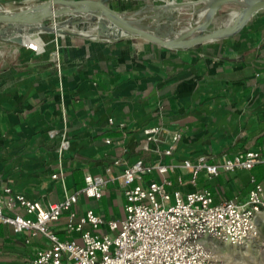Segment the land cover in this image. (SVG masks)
Masks as SVG:
<instances>
[{
	"label": "crops",
	"instance_id": "0c3cea01",
	"mask_svg": "<svg viewBox=\"0 0 264 264\" xmlns=\"http://www.w3.org/2000/svg\"><path fill=\"white\" fill-rule=\"evenodd\" d=\"M40 1L0 0V5L16 10ZM110 1L127 10L126 5L150 0ZM30 37L41 39L40 51L24 42L0 41V192L11 186L49 206L82 188L89 173L115 175L138 159L153 163L234 155L264 142V9L237 34L192 48H168L131 35L104 40L36 33L25 39ZM156 124L162 126L160 142L147 140L143 132ZM53 129L56 135L50 134ZM63 131L70 147L62 157ZM123 131L121 145L105 141ZM177 132L181 136L173 154H163ZM119 158L120 165L115 163ZM60 163L62 173L53 178ZM252 175L264 179V164L213 179L203 172L200 182L211 187L215 201L244 200ZM118 194L125 204L124 192L113 181L100 198L82 193L78 212L93 208L105 219L122 218ZM63 226V220L56 224L59 231ZM49 244L42 234L0 224V264H24L36 247Z\"/></svg>",
	"mask_w": 264,
	"mask_h": 264
},
{
	"label": "built area",
	"instance_id": "2783aa9c",
	"mask_svg": "<svg viewBox=\"0 0 264 264\" xmlns=\"http://www.w3.org/2000/svg\"><path fill=\"white\" fill-rule=\"evenodd\" d=\"M24 44L34 52L43 48L37 37L25 39ZM162 109L160 106L159 112ZM109 122L113 124L114 119ZM119 125L125 128V123ZM161 128L146 126V139L162 141ZM57 133L56 129L50 131L51 135ZM61 135L63 157L70 140L65 131ZM126 135L123 131L121 137H106L105 141L121 145ZM180 136L177 132L162 153L172 155ZM115 163L123 162L119 158ZM258 163L264 164V142L257 149L239 150L234 155L203 154L195 159L153 163L138 159L115 175L86 174L82 188L49 206L5 186L0 192V224H11L17 232L26 230L31 236L42 234L49 240L48 246L36 247L34 256L24 264H218L211 246L214 241L241 247L259 236V223L264 219V179L251 176L252 187L244 200L227 197L215 201L213 190L201 184L200 176L205 172L213 179L225 171L252 169ZM59 168L53 178L61 175L62 163ZM110 181L125 194L124 217L105 219L93 208L80 214V194L100 198ZM61 220L64 226L59 231L56 224Z\"/></svg>",
	"mask_w": 264,
	"mask_h": 264
},
{
	"label": "water",
	"instance_id": "95a60500",
	"mask_svg": "<svg viewBox=\"0 0 264 264\" xmlns=\"http://www.w3.org/2000/svg\"><path fill=\"white\" fill-rule=\"evenodd\" d=\"M54 1L58 4L51 7L49 4ZM231 3H242L243 6L227 22L212 28L219 9ZM201 4L210 6L209 14L194 25L183 29H165V26L174 22L159 24L164 19L174 18L179 8ZM262 9H264V0H174L171 3L166 0L160 4H153L150 15L135 20L131 15L115 8L110 0H42L16 10L0 8V41L23 43L25 38L33 33L78 34L99 39H116L123 35H131L168 48H192L237 34ZM141 12V10L134 11L133 15ZM197 13L198 10H194L190 14L195 16ZM62 14H69L62 22L64 26L75 25L77 28H83L81 24L84 22L99 21L109 24L115 33L107 37L65 30L57 20ZM146 17L152 18V22L142 23ZM171 36L182 41L166 40V37Z\"/></svg>",
	"mask_w": 264,
	"mask_h": 264
},
{
	"label": "rangeland",
	"instance_id": "374dc122",
	"mask_svg": "<svg viewBox=\"0 0 264 264\" xmlns=\"http://www.w3.org/2000/svg\"><path fill=\"white\" fill-rule=\"evenodd\" d=\"M166 0H150L144 4H140L138 6H130L126 5L125 8H128L127 10H120L122 12H125L129 15H131L132 19L137 20L141 16L144 15H150L152 13L151 7L153 4H160L163 3ZM114 4L113 1H110ZM38 3V2H37ZM35 4V3H33ZM32 4H26L20 6V8L29 6ZM201 5L198 6H190V7H182L177 9V13L175 14L174 18L167 20L164 19L159 22L161 25H166L170 22H174V25L176 28H186L191 25H194L198 20H203L204 16H200L198 12L197 15L192 16V11L194 8H199ZM19 8V9H20ZM15 10V9H13ZM141 10L142 12L140 14L133 15L134 11ZM240 10V5L231 3L222 6L219 11L217 12L216 18L212 24V28H215L217 26L222 25L223 23L227 22L230 19V14L233 11L238 12ZM69 14H62L59 17H57V20L61 25L63 26V29L65 30H72L75 32H79L77 30V27L75 25L67 26L63 25V20L67 18ZM152 18L146 17L143 19L142 23H149L152 22ZM97 24V25H96ZM99 21H96L95 23L92 22H84L81 24L83 28L86 29H93L94 26H97L93 32H89L88 35L91 34H99L101 36H107L106 34L102 33L101 27L98 26ZM157 23L155 22V25ZM95 31V32H94ZM108 32V31H107ZM81 33V32H80ZM50 34H55V33H50ZM104 40H112V39H104ZM116 200V207L117 209L122 211V217H124L125 212H124V201L122 198V195L118 194L115 198ZM259 236L253 240L249 245L247 246H234L232 244H229L227 242L223 241H214L211 246L215 250V253L219 259L218 264H264V219L260 220L259 223Z\"/></svg>",
	"mask_w": 264,
	"mask_h": 264
},
{
	"label": "bare ground",
	"instance_id": "6f19581e",
	"mask_svg": "<svg viewBox=\"0 0 264 264\" xmlns=\"http://www.w3.org/2000/svg\"><path fill=\"white\" fill-rule=\"evenodd\" d=\"M43 1H44V0H43ZM167 2H168V3H171V2H174V0H167ZM57 4H58V2L54 1V2H51L49 5H50L51 7H54V6H56ZM235 4L240 5V8L243 6L242 3H235ZM194 10H198V12H200L199 15H200V16H204V19H205V18L208 16V14H209L210 6H209V5H202V4H201V7H199V8H194L193 11H194ZM235 13H236V11H233V12L230 14V18H231ZM204 19H203V20H204ZM96 25H97V24H96ZM98 26L101 27V29H102V30H101L102 33L108 35V37H109L110 35H112V34L115 33L114 29H113L109 24H107V23L99 22ZM62 28H63V27H62ZM96 28H97V26H94L93 29L77 28V30H79V32H81V33H84V34L88 35L89 32H93V30H95ZM165 29H177V28L175 27L174 23H172V24H169V25L165 26ZM75 30H76V29H75ZM75 30H74V31H75ZM107 31H108V32H107ZM94 32H95V31H94ZM33 34H36V33H33ZM166 40L174 41V42H181V41H182L181 39H179V38H177V37H174V36L166 37Z\"/></svg>",
	"mask_w": 264,
	"mask_h": 264
}]
</instances>
